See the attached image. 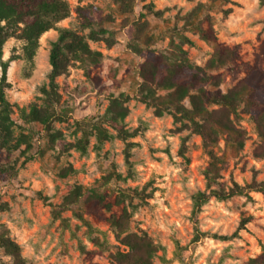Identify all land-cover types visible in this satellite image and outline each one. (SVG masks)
I'll return each instance as SVG.
<instances>
[{
  "label": "rangeland",
  "instance_id": "374dc122",
  "mask_svg": "<svg viewBox=\"0 0 264 264\" xmlns=\"http://www.w3.org/2000/svg\"><path fill=\"white\" fill-rule=\"evenodd\" d=\"M67 1L71 8L69 17L42 35L40 46L32 61L25 58L24 41L17 35L11 36L4 45L3 60L10 61V66L7 82L2 83L3 70L0 63V88L5 86L6 96L13 107L15 136L28 135L32 148L24 152L27 148L24 144L13 152L0 149V227L3 228L0 234L6 232L9 236L11 232L2 223L6 214L13 210L20 215L26 212L30 219L21 233L23 243H17L21 251L26 250L24 245L32 246L33 251H36L39 245L33 246V239L43 238L47 241L44 245L47 250L44 264H114L110 254L117 250H127V247L117 237L111 223L105 219L113 214L120 216L124 209L129 211L131 208L129 229L135 227L136 231L129 233L149 235L152 222L156 219L152 214L153 210L161 207L155 203L157 194L163 197L167 192L169 199L163 200L162 209L166 208L168 211L162 210L161 218L170 219L173 223L177 219L186 220V223L181 222L177 229V234L185 243L177 256L176 242L180 245V240L168 236L162 228L156 229L157 238L164 239V243L159 244L164 249L158 251L153 264H173V261L185 264L181 253L186 257V264H192L194 253L200 264H210L213 255V264H225V260L246 264L249 259L259 256L264 252L263 193L251 191L250 198L235 195L223 201L212 198L197 213L200 219H196L197 214L193 213L192 201L196 192L209 190L205 170L212 161L211 153L224 161L220 177L212 188L224 185L229 189L235 183L246 185L253 181L264 182V178L258 180V177L264 176V156L257 157L255 154L260 145H264V139L259 137L250 115L240 113L241 117L236 121L237 126L246 131V139L240 152L232 151L225 137L220 139L218 145L206 146L203 137L188 127L187 120L178 122L167 113L157 116L152 107L133 98L140 82L139 68L144 58L134 53L130 45L137 42L134 39L136 24L144 21H148V35L154 41L151 48L160 51L171 49V40L180 42L179 31L190 32L191 37H188L192 43L183 44L190 63L196 71L203 69L210 75H220V89L227 92L248 74L249 66L257 60L260 45L264 40V19L255 4L264 5V0H210L208 14H204L205 6L192 15L191 18L195 21L202 19L205 27L212 26L218 40L238 52L239 56L234 62L215 70L205 68L212 57L214 46L201 39L196 31L184 26L187 15L203 3H196V0H177L176 3L172 0H136L133 12L127 15L120 11L115 0ZM221 4L231 6L219 8L221 19L217 22L211 13ZM87 5L95 7L100 15H110L113 18L112 22H105L102 26H99L98 22L95 24L94 28L107 31L98 40L90 39L88 35L91 28L87 27L78 10L79 7ZM157 5L161 7L157 8ZM185 7L188 8L187 12ZM157 11H161V14H156ZM172 12H175V16L165 19V14ZM254 14L255 19H252ZM61 28H70L86 36L90 47L102 53V60L89 70L82 67L80 62H75L55 79L58 96L54 106L62 113V119H55L52 127L54 132H61L62 137L52 143L44 126L26 120L23 113H29L33 105L48 104L44 89H50V52ZM86 29L89 31L85 34ZM157 44L161 47L157 48ZM204 56H209V59L204 60ZM197 59L201 60V64L195 63ZM121 93L131 96L126 103L129 114L121 123L131 134L126 137L120 136L119 130L104 119L111 98ZM187 102L189 104V100ZM93 123L101 124L112 134L100 149H97L99 143L96 130L92 128ZM130 126L131 131L128 130ZM86 129L92 131V135L89 136L87 152L83 154L73 145L83 137ZM161 142L164 144L163 148L159 147ZM221 143L223 148H219ZM173 144L181 162L180 171L175 175L167 167L171 162ZM158 152L162 153V156L155 155ZM113 156L119 157L120 164L114 159L110 161ZM205 156L208 157L207 160L204 159ZM163 157L168 160L163 161ZM134 162L147 173L142 190L139 185L127 188L120 186L121 182L127 184L129 180L135 184ZM120 166L125 168L126 176L116 171ZM69 167H72V172L66 170ZM96 172L100 174L97 176ZM181 172L185 176L190 174L194 185L199 181L202 190L197 188L194 193L185 195L187 190L182 184L174 187L173 181H179ZM119 174L121 178L118 177ZM108 175L113 176L110 181L104 182ZM154 176L164 181L165 186L157 184ZM113 183L116 184L115 188L106 187ZM76 185H82L86 195H89L93 188L99 189L97 185L105 187L103 193H106V203H111V209L89 207L80 201L63 211L61 217L56 216L55 210ZM149 187L152 188L151 192L147 191ZM13 188L16 191H12ZM46 192L51 194L46 195ZM133 196L140 201L139 204L131 203ZM240 197H243V200H240ZM126 200L129 201L127 205ZM170 205L177 206L176 211L181 212L183 216H175ZM133 214L137 216L135 221L132 219ZM220 218H223V222ZM63 219H67V222ZM86 223L93 227V233L89 232ZM201 224L204 225V231L198 227ZM212 227L217 230L213 232ZM109 232L112 233V244L108 243ZM198 232L204 234L195 241ZM95 237L101 242L105 241V247L96 244L93 240ZM101 237L104 238L103 241ZM84 240H87L88 244H85ZM237 240L239 245L233 243Z\"/></svg>",
  "mask_w": 264,
  "mask_h": 264
},
{
  "label": "trees",
  "instance_id": "16d2710c",
  "mask_svg": "<svg viewBox=\"0 0 264 264\" xmlns=\"http://www.w3.org/2000/svg\"><path fill=\"white\" fill-rule=\"evenodd\" d=\"M123 14H131L136 0H115ZM205 5H198L187 15L185 28L196 31L200 38L214 46L212 57L205 68L215 70L227 66L238 58L236 49L221 43L212 26L205 27L203 20L195 21L192 15L202 10ZM84 18L87 27L91 28L88 35L90 39L98 40L101 35L106 34V29L94 28L98 22L102 26L105 22H112L110 15H100L92 5L78 8ZM70 4L67 0H0V63L2 66V83L8 79L10 61L3 60L4 45L7 40L17 35L24 41V56L32 61L40 46V38L44 33L56 27L57 23L70 15ZM156 14H161L157 11ZM97 19V20H96ZM183 26V27H184ZM149 23L144 21L136 24L134 39L130 48L134 53L144 58L139 68V85L133 98L154 109L157 116L170 114L178 122L187 120L188 127L195 133L200 134L206 146L219 144L225 137L228 146L235 153L243 149L246 139V131L237 126L236 121L240 119V113H247L253 120L260 138L264 139V40L260 45V51L256 62L249 66L248 74L227 92H222L220 75H210L203 69L196 71L190 63L187 52L183 49L184 43H192L188 36L179 31L180 42L170 41L171 49L157 50L151 48L153 39L148 35ZM102 53L93 50L86 36L70 28H61L60 35L52 45L50 52V89H44L46 95V106L33 105L29 113H23L26 120L42 124L47 132L50 142H55L62 137L59 131L54 132L52 122L62 119L60 113L54 106L57 101L55 79L64 74L68 67L75 62L89 70L92 66L101 63ZM131 99L127 93H121L112 97L105 113V121L119 130L122 137L131 134L122 126V121L128 116L129 108L126 103ZM189 100L190 107L183 103ZM13 107L8 100L5 86L0 88V149L13 152L26 145L24 150L32 148L30 137L25 134L15 136V121L12 118ZM84 124V122H83ZM88 126V124H86ZM92 128L96 130L98 139L97 149L101 148L103 142L112 137L107 128L101 124L93 123ZM92 131L84 130L83 137L73 147L85 154L87 152L89 136ZM257 157L264 156V145L255 151ZM212 161L205 170L208 180V191H198L192 196L193 213L197 214L202 207L212 198L223 201L235 195H245L250 198L251 191L264 194V182H256L246 185L235 183L233 187L226 189L224 185L212 188L220 177L223 168V160L211 153ZM31 158V157H28ZM129 164H131L129 162ZM73 171L72 167L66 169ZM113 175L104 178V182L111 180ZM121 178V175H118ZM106 193L99 189H91L89 195L85 194L82 185L74 186L64 197L61 205L55 210V214L61 217V213L68 210L72 205L83 201L87 206L94 208L111 209V203H106ZM123 201V200H121ZM120 202V201H118ZM1 206V205H0ZM132 213L124 209L120 216L113 214L105 220L111 223L117 237L127 247V250H117L110 254L114 264H153V259L163 246L153 244V239L144 234L129 233L121 239L123 232L129 230V222ZM81 219V215H79ZM67 222V219H63ZM89 232L94 229L86 223ZM204 233L198 232L195 241H198ZM6 232L0 234V247L5 248L6 253L19 256L21 248L11 238H7ZM226 238V237H223ZM96 244L105 247V241L101 242L97 237L93 238ZM181 246L176 242L175 255H179ZM84 251V247H82ZM19 264H27L20 261ZM246 264H264V252L255 258L249 259Z\"/></svg>",
  "mask_w": 264,
  "mask_h": 264
},
{
  "label": "clouds",
  "instance_id": "9594fccd",
  "mask_svg": "<svg viewBox=\"0 0 264 264\" xmlns=\"http://www.w3.org/2000/svg\"><path fill=\"white\" fill-rule=\"evenodd\" d=\"M173 3H176L177 0H172ZM196 3H203L205 4V12L204 14H208L207 12V7L208 5L210 4V0H196ZM194 6V5H193ZM231 5H228V4H221V5H218L217 6V10L214 11L213 13H211L212 15H214L216 17V20L217 22L221 19V16L219 14V8H227V7H230ZM161 7V5H157V8ZM255 7L257 8L258 12L260 13V16L262 19H264V5H261L260 3H256L255 4ZM179 9H177L178 11ZM249 11H251V9H248ZM188 11V8L185 7V12ZM185 13H181V15H184ZM175 16V12H172V13H166L165 14V19L169 18V17H173ZM252 19H255V14L253 15ZM181 26H182V22H181ZM219 28L220 26L218 25V28L217 30L219 31ZM87 31L89 30H85V34L87 33ZM184 35L186 36H189L191 37V33L190 32H185L183 33ZM177 43H179V40H177ZM167 44V41L165 40V46ZM157 48L161 47L159 44L156 45ZM204 60H207L209 59V56H204L203 57ZM195 63L197 64H201V60L197 59L195 61ZM121 91H126V89H121ZM37 95H39V93H37ZM185 104L186 107H190V105L188 104L187 100H185L183 102ZM103 113L101 112V115ZM131 128L132 126L129 127V131H131ZM160 148H163L164 147V144L163 142L160 143L159 145ZM219 148H223V144L221 143L219 145ZM133 151H136V149H133ZM102 153H101V158H102ZM155 155L157 156H162V153H156ZM217 155H219V152L217 151ZM115 160V162L117 164H120V159L119 157L117 156H113L110 158V161L111 160ZM205 160L208 159L207 156L204 157ZM168 158L167 157H163V161H167ZM98 163H100V161H98ZM135 164V167L133 168V172H134V177L133 179L135 180V184H133V181L132 180H129L127 184H123V182H121V187L123 188H127L129 186L131 187H135L136 185H139L141 190L143 188V185H144V182L147 178V173L144 172L142 170V168L140 167V165L136 162H134ZM146 167V165H145ZM168 167V170L171 171L173 173V175H175L176 172H179L180 171V167H181V162H180V159L177 157L176 155V152H175V144H173L172 146V153H171V162L168 163L167 165ZM116 171L118 173H120L121 175H124L126 176L127 173L125 171V168L123 166H120L116 169ZM157 171H159V169H157ZM201 171H203V169H201ZM100 173L96 172L95 175H99ZM264 178V176L262 177H258V180L259 179H262ZM153 179H156V183L159 184L161 187H164V181L158 179L157 177H153ZM165 180H167V177H165ZM183 185V188L186 189V193L185 195H190L191 193H194L197 188H200L202 190V185H200L199 181L196 182V184L194 185L193 184V177L188 174L187 176H185L184 173H180V178H179V181H176L174 180L173 181V185L174 187H179L180 185ZM97 187L99 188V191L100 192H103L105 191V187H100L99 185H97ZM106 187L108 188H115L116 187V184L113 183V184H109L107 185ZM215 187V185L213 186ZM12 191H16L15 188L12 189ZM148 192H151L152 191V188L149 187L147 189ZM46 195H50L51 193H45ZM157 199L155 201L156 204L158 205H161L160 208H155L153 210V216L156 217V219L152 222V231H150L149 235L152 236L153 238V244L156 245V244H161V243H164V239H158L157 236H158V233L156 232V229H163L165 231V233L168 235V236H172L174 239H178L180 240V245H181V248L183 247L184 243H185V240L183 238H181L178 234H177V229H179L180 227V223L181 222H184L186 223V220H182V219H177L175 223H173L172 220L170 219H167V218H161V211L163 210V212H167L168 209L166 208H163L162 209V206H163V200L165 199H169V196H168V193L165 192L163 197H160L159 193L157 194ZM240 200H243V197H240L239 198ZM129 203L128 200L125 201V205H127ZM131 203L132 204H139L140 201L135 197L133 196L132 197V200H131ZM151 203V202H149ZM178 205H179V202H178ZM171 206V205H170ZM180 207H182V205H179ZM172 209H173V214L177 217H182L183 214L181 212H177L176 211V207L177 206H171ZM129 211L131 212L132 209L129 208ZM142 211V210H141ZM106 215H108V213H105ZM30 219V217L28 216V214L25 212L24 215H20L19 213L15 212V210H13V212L11 213H8L4 216V219L2 221L4 227L8 228L11 230L9 236L7 238H11L13 240L14 243H23V237L21 235L22 231H23V228L25 226V224L27 223V221ZM133 221L137 220V216L136 214H133V217H132ZM196 219H200L199 217V214H197V217ZM221 222H223V218H220ZM209 226H211V223L209 222ZM198 227L201 229V231H204V225L201 224V225H198ZM217 229L216 227H212V231L215 232ZM129 231H136V228L135 227H131L128 231H125L122 233L121 235V239H123L124 236H127L129 234ZM0 232H3V228L0 227ZM243 235V233H242ZM19 237V239H17ZM103 237H101V240L103 241ZM108 243L109 244H112L113 243V239H112V233L109 232L108 233ZM84 243L85 244H88V241L87 240H84ZM235 245H239V241H234L233 242ZM47 244V241L43 238H41L40 240H37V239H33L32 241V245L33 246H36V245H39V247L36 249V251H33V247L32 246H28V245H24V248L26 250L24 251H21L19 256H15L11 253H6L5 251V248L3 247H0V264H19L20 261H26L27 264H44V257L47 255V250L46 248L44 247V245ZM193 247H195L193 245ZM233 251H235V249H233ZM258 251V249L256 250ZM231 255V253H229ZM214 258L215 256L213 255V261H210V264H213L214 262ZM165 259H167V256L165 257ZM181 259L185 261V264H186V257L184 256L183 253H181ZM158 264V262H157ZM173 264H177L176 261H173ZM192 264H200V260L196 258V254L194 253L193 254V261H192ZM225 264H239V261H232V260H225Z\"/></svg>",
  "mask_w": 264,
  "mask_h": 264
}]
</instances>
